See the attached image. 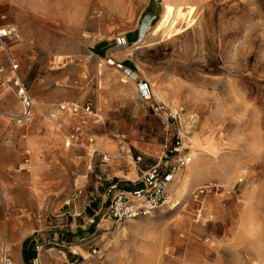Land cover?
<instances>
[{
    "label": "rangeland",
    "instance_id": "rangeland-1",
    "mask_svg": "<svg viewBox=\"0 0 264 264\" xmlns=\"http://www.w3.org/2000/svg\"><path fill=\"white\" fill-rule=\"evenodd\" d=\"M0 14V25L13 24L19 32L7 43L19 76L32 97L51 100L43 107L33 99L27 137L41 136L47 126L58 134L48 148L27 138L29 171L18 170L25 166L23 127L12 117L20 113V101L0 81V202L7 222L26 230L27 241L43 244L41 251L75 242L84 264H264V0H0ZM128 34H136L137 42L116 48L117 38ZM104 39L134 59L133 72L149 82L153 98L180 111L190 160L171 184L170 204L119 223L100 220L90 229L88 210L92 202L104 204L101 196L64 204L85 184L80 175L87 153L65 145L77 117L61 112L55 121L50 114H58L62 102H89L104 126L117 124L111 113L124 104L121 124L132 128L134 140L162 134L157 117L130 116L131 104L144 100L122 63L99 52ZM48 107L49 113L43 111ZM86 127L94 137L92 124ZM87 179L89 191L93 175ZM183 180L185 192L178 190ZM207 183L234 193L208 195L197 221L188 193ZM67 207L80 215L64 214ZM92 244L101 249L95 258L89 257Z\"/></svg>",
    "mask_w": 264,
    "mask_h": 264
},
{
    "label": "built area",
    "instance_id": "built-area-1",
    "mask_svg": "<svg viewBox=\"0 0 264 264\" xmlns=\"http://www.w3.org/2000/svg\"><path fill=\"white\" fill-rule=\"evenodd\" d=\"M155 3H161L163 0H151ZM19 37V32L13 24L0 25V45L2 46L6 64L0 65V81L10 88L15 98L20 101L21 111L17 116H13L16 123L19 125H27L32 119L34 101L29 92V89L18 74V63L11 55L7 48L8 40H16ZM119 44L125 45V39L118 37ZM8 70L6 73L5 70ZM137 91L140 98L148 101L153 98L150 85L146 81H137ZM149 110L160 121L165 131V139L163 143L162 153L157 161L150 166H142V156L134 157L135 170L138 177L125 183L120 179L110 178L109 183L105 187L106 205L97 213L90 215L87 218L89 225H97L101 220H111L119 223L128 218L148 215L153 210L171 203L170 187L171 184L178 180L181 171L186 167L190 160V156L184 146L183 140L185 135L181 132L180 127V111L171 108L161 101H153L148 105ZM58 110L71 115L79 114L82 121L79 124H74L70 127L65 135V145L68 147H83L90 152V160L88 168L91 170L95 164L103 165L107 162V153L99 151L94 146V137L91 134L85 133V117L92 116V121L97 122L98 117L92 109L89 102H79L71 100L58 104ZM28 154V151H26ZM97 156V162L94 157ZM29 158L24 159V164H28ZM95 180L99 183L104 182L105 178L101 174L95 175ZM239 178L237 182H241ZM236 182V183H237ZM83 193L82 189L78 188L75 193L65 200L64 204L69 205L78 196ZM234 193L233 187L225 188V186L216 183H207L192 189L188 195L195 203V216L198 221L204 212V203L208 195H224ZM94 200L90 198L89 202ZM93 235L90 233L89 237ZM84 239V238H83ZM90 241V240H89ZM34 249L39 252L43 244L34 242ZM64 248L65 244L55 242ZM101 249L94 244L89 248L90 258H95L100 255ZM89 258V259H90ZM0 264H12V259L8 254L6 245H2L0 250ZM76 264H84L77 262Z\"/></svg>",
    "mask_w": 264,
    "mask_h": 264
},
{
    "label": "crops",
    "instance_id": "crops-1",
    "mask_svg": "<svg viewBox=\"0 0 264 264\" xmlns=\"http://www.w3.org/2000/svg\"><path fill=\"white\" fill-rule=\"evenodd\" d=\"M151 1V0H150ZM153 4H158L155 3L153 1H151ZM5 17L4 14H0V18ZM123 38L126 40V43L130 44L131 43H136L137 41H135L134 39L136 38V34H128L127 36H123ZM129 40H128V39ZM101 48H99V52H102L104 54L105 58H108V60H116L119 61L120 63H122L123 68H124V72H125V76L129 79V84L130 86H132V89H135V93L136 96H138V91H137V81H146V80H140L137 79V75L133 72V70L135 69V63H134V59L132 57L130 58H125L122 55V51L120 52L119 50H115V47L118 48H122L125 45H117L115 44V47H110L111 43L108 42V40H102V42H100ZM136 77V78H135ZM135 80L134 86L132 84V81ZM128 81V80H126ZM148 84L149 82L146 81ZM150 85V84H149ZM135 87V88H134ZM151 88V86H150ZM152 90V89H151ZM36 99L37 102H41L43 107H46L48 105L51 104V100L48 98H44V97H40L38 95H35L33 97V99ZM153 100L156 99V101H158V99L156 98V96H154V98H152ZM152 100V101H153ZM148 101H144L143 104H139L138 102H136L135 104H131V106L129 107V114L130 116L133 118L138 117V116H147V115H151L153 117L156 118V116L154 114L151 113V111L149 110L148 105L152 103ZM40 105V104H39ZM35 106V105H34ZM103 106L102 104H99V109L100 107ZM20 107V104H19ZM58 107V106H57ZM112 108V107H109ZM125 106L124 104H122V106L120 108H116L118 112H114L111 113L112 116H117L118 117V121L117 124H104V126H99L101 122L100 121V117L98 116L97 112L95 113V115L98 117L97 122L92 121L91 117L92 116H87V118L85 117V124H84V128H87V124L88 122L92 124L93 127L92 128V132L94 135V146L101 152H105L108 154V156L110 158H108L107 162L103 165H98L95 164L93 166V168L90 170L88 168V164H89V160H90V152L86 149L83 148L85 153H87V157H86V173L83 175H80L81 177H85V184H83V186H79L77 188L74 189L73 193H75V191L80 188L82 189L83 193L78 196L76 199H78V203L80 201H82L85 198H90L93 197L95 200L96 196H101L103 199L104 204L101 206H98L96 204L93 203V207H91V210H88L90 212V214L87 216L89 217L92 214H95L97 212H99L105 205H106V197L105 195V187L106 185L109 183V179L110 178H114V179H121L125 183L136 179L139 175L137 173V171L135 170V163H134V157L140 155L142 156V166L143 167H147L150 166L151 164L155 163L157 161V159L160 157L161 153H162V147H163V143H164V139H165V131L164 128L162 127V125H160V134H161V138L159 137L158 140V136L157 138H152L151 141H138V140H134V138H132V128H129L127 126H123L122 123V112L123 109L125 110ZM58 110V109H57ZM20 111H21V107H20ZM43 111L49 113L50 109L45 108ZM58 114H50L51 116H55L54 119L52 120H61L60 115L61 111H56ZM60 112V113H59ZM108 114H110V111L105 112L104 117L107 116ZM71 115V114H70ZM60 116V117H59ZM71 116H75L77 117V122L73 123L74 124H79L80 121H82V117L77 114V115H71ZM110 116V115H108ZM34 117V107H33V113H32V120ZM59 117V118H58ZM115 118V117H114ZM158 119V118H157ZM31 120V121H32ZM31 121L27 124V125H19L17 123V125H19V127H23L22 131H21V138L23 141L22 144V149H23V158H22V164L25 165L24 167L18 166V170H25V171H29V167L28 165L30 164L31 161V151L29 149V145L27 144V138H29L28 143H30L32 146L34 147H42V148H48L50 147V145L53 143L52 141H58V134L56 132H54V128L52 126H47L45 132L42 133L41 136H35V135H31L29 137L28 136V130L31 124ZM159 121V120H158ZM57 124V123H56ZM58 125L61 127V124L58 123ZM69 126L70 127L72 126ZM68 129V131H69ZM34 131V128H33ZM67 131V132H68ZM89 132V131H88ZM90 134V133H88ZM159 134V135H160ZM126 138V139H123ZM163 137V138H162ZM133 141H135V143H133ZM68 147V146H67ZM73 148V147H70ZM28 151V154L27 152ZM28 157L29 158V162L28 164H24V159ZM94 160L97 162V156L94 157ZM109 160H113L111 164H109ZM114 163V164H113ZM88 173L93 175L94 178V182L92 181V185H91V189L89 191L86 190L85 185L88 182ZM96 174H101L103 175V177L105 178L104 182L99 183L95 180V175ZM38 176L36 174H34V180H38L37 178ZM81 181L82 178H81ZM36 186V185H35ZM7 190V189H6ZM72 194V193H71ZM70 194V196H71ZM69 196V197H70ZM75 199V200H76ZM74 200V201H75ZM73 201V202H74ZM65 202V201H64ZM84 205H89V202L87 204L84 203ZM66 210H64V214H69V215H73L75 216H79L81 212H76L73 211L72 209H70V207L65 208ZM83 209L85 210V206H83ZM67 225V224H65ZM69 227H71V224H68ZM94 225H92L90 227V229H94L93 228ZM26 230H24V232H22L21 230L17 231V228L15 229V225H14V221L11 222H7V216H5V214H3L2 211V207H1V202H0V250L2 248V245H6L7 249H8V254L12 259V264H27L26 262H24L23 259V255H22V250H23V246L24 241L26 240V236H24ZM26 235V234H25ZM86 239V238H84ZM83 238L78 239L80 243H82V241H84ZM34 242L32 243L31 240L27 242V244L25 245V251L27 252H35V257L29 261L28 264H76L77 262H80L82 259V257L79 256L78 252L75 250V248L78 247L79 244H76L75 242H71L70 240L65 244L64 248L61 249H57L55 250L54 248H47L44 251L40 250L39 252H36L34 249ZM67 244H69V246H67Z\"/></svg>",
    "mask_w": 264,
    "mask_h": 264
},
{
    "label": "bare ground",
    "instance_id": "bare-ground-1",
    "mask_svg": "<svg viewBox=\"0 0 264 264\" xmlns=\"http://www.w3.org/2000/svg\"><path fill=\"white\" fill-rule=\"evenodd\" d=\"M191 19H192V15L191 16H189ZM193 20V19H192ZM191 20V21H192ZM158 96V95H157ZM172 108V107H171ZM174 109V108H173ZM200 127V128H199ZM198 127V129L195 131V133H194V139H195V141H198L199 140V137H200V129H201V126H199ZM206 141V140H205ZM200 143H202V142H200ZM209 146V150L210 151H212L213 153H214V146H213V144H210V145H208ZM188 165H186V167H187ZM187 187V181L186 180H183V182H182V184H181V186L179 187V189L178 190H181V191H183V192H185V191H187L186 188ZM174 199V198H173Z\"/></svg>",
    "mask_w": 264,
    "mask_h": 264
},
{
    "label": "trees",
    "instance_id": "trees-1",
    "mask_svg": "<svg viewBox=\"0 0 264 264\" xmlns=\"http://www.w3.org/2000/svg\"><path fill=\"white\" fill-rule=\"evenodd\" d=\"M27 240L24 241V244H27ZM25 245L23 246V250H22V255H23V259L24 262H26L27 264L29 263L30 260H32L35 257V252H27L25 251Z\"/></svg>",
    "mask_w": 264,
    "mask_h": 264
}]
</instances>
